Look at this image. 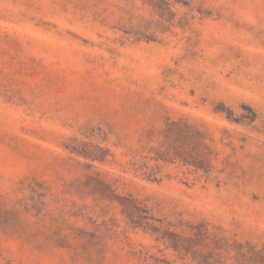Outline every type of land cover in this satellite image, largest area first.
I'll list each match as a JSON object with an SVG mask.
<instances>
[{
    "label": "rangeland",
    "instance_id": "rangeland-1",
    "mask_svg": "<svg viewBox=\"0 0 264 264\" xmlns=\"http://www.w3.org/2000/svg\"><path fill=\"white\" fill-rule=\"evenodd\" d=\"M0 264H264V0H0Z\"/></svg>",
    "mask_w": 264,
    "mask_h": 264
}]
</instances>
